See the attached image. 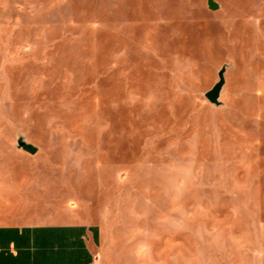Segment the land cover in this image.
I'll return each mask as SVG.
<instances>
[{"label":"rangeland","instance_id":"1","mask_svg":"<svg viewBox=\"0 0 264 264\" xmlns=\"http://www.w3.org/2000/svg\"><path fill=\"white\" fill-rule=\"evenodd\" d=\"M213 1L0 0V225L147 206L197 264H264V0Z\"/></svg>","mask_w":264,"mask_h":264},{"label":"crops","instance_id":"2","mask_svg":"<svg viewBox=\"0 0 264 264\" xmlns=\"http://www.w3.org/2000/svg\"><path fill=\"white\" fill-rule=\"evenodd\" d=\"M148 208L132 209L126 226L107 230L78 222L0 225V264H197L195 236L166 237L164 215ZM190 212L179 218L190 223Z\"/></svg>","mask_w":264,"mask_h":264},{"label":"water","instance_id":"3","mask_svg":"<svg viewBox=\"0 0 264 264\" xmlns=\"http://www.w3.org/2000/svg\"><path fill=\"white\" fill-rule=\"evenodd\" d=\"M208 6L210 9L212 10H216L218 8V4L215 3L213 0H208ZM219 82L212 88L211 91H209L206 94V98L213 104L218 105L219 104V97H220V93L222 91L223 85H224V77H223V73H220L219 75ZM35 150L34 149H30L29 152L33 153Z\"/></svg>","mask_w":264,"mask_h":264}]
</instances>
